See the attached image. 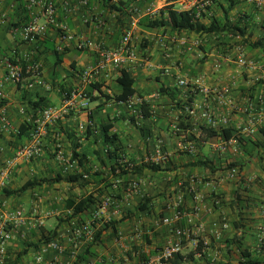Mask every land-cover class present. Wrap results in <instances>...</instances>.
Listing matches in <instances>:
<instances>
[{
    "label": "crops",
    "instance_id": "0c3cea01",
    "mask_svg": "<svg viewBox=\"0 0 264 264\" xmlns=\"http://www.w3.org/2000/svg\"><path fill=\"white\" fill-rule=\"evenodd\" d=\"M5 1L10 3L15 0ZM122 1L128 2L130 8L137 4L144 11L155 8L157 17L168 7L182 11L190 4V0ZM234 1L235 7L242 9L243 23L246 21L250 24L247 37L252 42L264 43V25L261 28L257 27L264 20V12L258 11L244 0ZM229 4L230 1L227 0H216L211 15L206 18L213 17L218 5L220 8H228ZM90 6L94 17L105 12L100 0H90ZM127 8H124L126 13L130 11V8L128 10ZM146 17L149 16L145 15L139 19L132 41L136 60L124 68L135 78L137 95L143 96L150 105L152 118L147 120L137 117L136 113L129 112L123 104L106 101L105 97H102V94L95 89L91 93H86L91 83L85 84L82 72L99 62L96 53L80 52L73 44L62 43L53 27L50 28L45 39L35 45H29L15 40L10 35V26H0V103L3 104L0 110L7 112L15 130L20 129L25 122L32 121L34 113H31L28 108L30 101L46 98L44 103L59 107L68 100L67 93L73 95L77 91L96 98L94 101L87 99L86 95L78 98L69 115L48 128L47 134L42 139L43 150L48 154L55 155L58 147L71 157L74 152L79 153L82 163L78 164L75 173L91 178L92 183L88 187L81 190L65 182L56 183L54 180L57 175L64 174L63 167L57 161L56 155L50 158L44 152L38 159L21 162L5 181V186L0 188V213L23 210L28 216L41 217L45 222L42 228L32 227L24 234L14 235L7 246L8 264H35L41 247L53 232H57L56 240L68 249V252L61 257V261L65 264H74L88 244L80 243V249L78 252L75 251L73 227L62 223L60 220L62 217L56 218L63 212L57 211V205H65L66 200L73 195L91 193L99 195L104 192H106L105 195L100 199L110 196L115 204L111 207L113 209L111 213L108 212L111 209L98 213L99 208L96 212L99 218L95 228L97 231L102 230L106 223L113 221L116 222V232L112 229L103 232L101 241L93 247V252L89 256L90 264H141V259L144 257L154 264H236L233 260L239 256L238 250L228 242L237 233L243 237L244 249H248L254 255L261 254L260 240L264 235V170L260 156L264 158V148H254L252 145L254 142L264 145V118L253 124V118L259 119V110L252 114L250 111H243V108L248 107L250 103L257 108L264 106V50L250 49L247 44H241L243 38L233 37L226 32L200 36L195 33H177L171 30L164 32L162 29L146 31L140 25V21ZM28 20V15L23 8L10 13L11 25L21 26ZM58 21L67 23L72 33L82 35L86 39L103 41L111 49L118 45L122 37V35L116 36L117 19L108 21L107 30L99 29L92 23L85 24L82 14L75 16L62 12ZM132 22L131 16L126 19L122 34ZM202 22L205 23V19ZM139 31L146 32L145 39L139 38L137 34ZM14 49L20 57L27 56L41 63V79L47 87L38 85V79L34 76L25 77L17 84L6 81V60ZM53 49H61L59 51L62 55L61 63ZM241 53L257 62L259 69L251 71L240 67L237 60ZM119 70L120 68L108 65L92 83L103 84L102 91L105 94L112 96L119 94L120 87L117 83V78L120 76ZM182 79L191 82L199 79L202 87L226 90L231 106H222L214 95H203L198 89L179 87L178 82ZM163 86L177 90V101L182 100L184 104L192 98L201 110L209 109L221 127H229L239 132L248 152H244L238 145L228 147L225 152L216 149V145L224 144L219 137L200 143L194 154L179 150L178 142L182 137L173 130L178 114L183 111L184 106H176V102L172 101L167 94L160 93ZM85 104H88L87 109L83 107ZM199 113L198 109L196 115L192 116V124L196 132L200 124H205L199 118ZM90 114L93 116L92 121L89 119ZM129 116L136 117V125L123 119ZM82 124L86 127L90 125L91 133L86 134L87 128L85 132L82 131L80 129ZM109 124H112L110 134L117 135L115 142L104 141L103 127ZM140 127L146 130L147 137L142 135ZM248 127H253L255 132L243 133V130ZM16 133L0 132V147L4 148V152L0 153V171L5 162L14 156L17 149L30 142V134L18 139L14 137ZM117 146L119 147L116 151L117 155L121 159L124 158L123 163L129 162L131 166L146 164L147 158L158 153L172 155L173 165L168 166V170L157 173L150 170L143 171V177L139 179V188L130 190L127 187L124 193V184L130 186L136 180L134 175L125 181L114 179L117 174L113 173V165L117 157H110L107 151H115ZM208 159L214 162L217 169L229 162H244L240 176L248 179L251 184L247 186L248 191L243 192L245 198L243 206H235L232 202V194L237 189V179L223 180L224 176H221L220 171L213 173L211 169L197 165V162ZM40 171L48 176L55 174V177L50 179L43 175L44 178H40L38 175ZM23 176L27 177L26 181L36 178L50 179V182L28 191L19 198L6 196L3 190L20 188L24 183L19 185L17 181ZM208 178L210 181L205 182L204 179ZM173 179L175 183L172 184ZM117 180H120L119 187L122 188V192L114 190ZM109 183L112 184L110 195L105 188ZM171 189H173L172 192ZM60 190L67 191L64 203L57 197V194L62 193ZM192 190L205 197L206 205L201 209L200 216L194 219L193 223L184 218L170 227L161 225V219L173 216L176 209V205H172L171 198L182 197L183 204L178 208L186 215H193L196 204ZM46 191L55 196L51 198L50 207L41 208L42 195ZM216 196L226 203L214 206L213 200ZM146 199L150 200L147 210L141 211L139 204H144ZM240 212L242 218L238 217ZM66 214H68L67 211H65L64 219ZM91 217L92 215L88 214L79 219L87 222L92 219ZM240 219L242 229H233L231 223ZM198 221L204 225V231L201 234H195V224ZM224 222L229 225L226 230L222 228ZM178 227L191 230L193 233L182 239V253L175 261L157 262L161 251L177 240L174 229ZM201 241H209L210 248L199 252L198 243ZM129 253L132 258H128ZM218 257L222 259H217ZM45 259V264H48L51 256Z\"/></svg>",
    "mask_w": 264,
    "mask_h": 264
},
{
    "label": "built area",
    "instance_id": "2783aa9c",
    "mask_svg": "<svg viewBox=\"0 0 264 264\" xmlns=\"http://www.w3.org/2000/svg\"><path fill=\"white\" fill-rule=\"evenodd\" d=\"M248 4L252 5L258 11L264 12V0H244ZM216 0H190L189 6H186L182 11L194 10L196 18H199L201 22L208 16L211 15V10L215 6ZM18 8H23L28 15V21L19 26L16 24L11 25L9 21L10 13L16 11ZM66 15H79L82 14L85 24H95L99 29H106L109 27L108 21H115L117 19L115 13L101 12L98 16H93V10H91L90 0H15L13 2H6L0 0V26H10V35L22 43L35 45L39 41L46 38L49 30L53 27L60 36L62 43L74 45L75 48L80 52H94L99 57V62L88 67L83 71V79L85 84L92 83L97 79L108 65L115 68L128 67L136 60V56L132 49V41L135 35V29L142 16H149L150 18L157 17V11L155 8H150L146 11L140 8L139 5L134 4L130 8V16L132 24L124 31L118 45L114 48H108L105 42L100 40L86 39L82 35L72 33L67 23L59 22L58 18L60 13ZM59 49L58 51H60ZM237 63L240 67L254 71L259 69V64L254 60L248 59L242 53L239 55ZM6 81L11 83H20L25 77L34 76L36 77L37 84L43 87H47V84L41 79L42 65L40 62L33 60L30 57H20L16 49L11 52V56L6 60ZM181 88H191V90H199L203 95L209 96L214 95L222 106L230 107L231 102L227 97L226 90L212 89L202 87L201 80L197 79L194 81H188L182 79L178 82ZM83 92H75L72 97L59 107H49L41 110L38 115L32 119L34 129L30 134L29 144L16 150L14 156L8 159L3 169L0 171V188L5 186V181L9 179L11 174L14 172L16 167L23 161H31L40 158L43 153L42 139L47 134L48 128L54 126L59 121L65 119L70 110L75 106L78 98H83ZM144 99L139 96L131 97L127 102L122 103L125 105L127 110L132 113H136L137 117L140 118L139 112L143 105ZM88 108V104L83 106ZM200 110L199 118L207 125L213 128H220L219 121L214 117L209 109H202L192 102L190 114L195 116L197 110ZM258 118H253L252 123L259 121L264 118V106L258 107L254 104H249L248 107L243 108L245 112L257 111ZM86 126L80 125V129L85 132ZM175 129V128H174ZM0 132L3 133H16L17 130L12 125L11 120L5 110H0ZM255 132L253 127H248L243 130V133L253 134ZM237 145L236 140H230L224 142V144L216 145V149H220L225 152L228 147ZM178 149L182 152L194 154L196 152V144L194 142H178ZM4 152V148L0 147V153ZM235 152L237 149L235 148ZM55 155L57 161L63 167L64 174L74 173L78 167V160H74L73 157L68 156L61 147L56 148ZM167 154L158 153L152 157L146 159V163L161 164L165 163L168 159ZM87 178V176H84ZM238 178V170L234 169L228 171L224 176L223 180H235ZM120 182L116 181L114 189H117ZM140 186V182H133L130 190H136ZM194 194L195 208L193 215L184 214L178 206L183 204V198L179 197L177 200L176 209L173 216H167L161 219V225L173 226L184 218H187L190 223H193L194 219L200 216L201 209L205 207V197L203 194L192 190ZM115 201L111 197H107L103 200L100 207V212H105L112 206ZM214 206L220 205L219 199L213 200ZM95 213L90 221L83 224H79L77 220L71 222L73 227V237L75 251L78 252L80 249L79 244H90L94 241L96 228L92 226L91 221H97L99 214ZM70 214V212H68ZM45 222L41 217H30L23 210H17L13 212L0 213V264H8V244L13 240L15 234H24L27 229L32 227H44ZM223 230L229 228L227 222L222 225ZM175 235L177 240L172 244L165 247L157 258V262L163 263L172 260L176 255L182 253L183 244L182 239L189 237L193 233L191 230L184 228H175ZM204 231V225L198 221L195 224V234H201ZM263 238L260 240V244L263 245ZM261 246V245H260ZM204 250L210 248L209 241H204ZM68 252L67 247L62 244L59 240L46 241L38 256L35 259V264H45L46 257L51 256L48 264H65L61 261V257ZM141 264H154L151 261Z\"/></svg>",
    "mask_w": 264,
    "mask_h": 264
},
{
    "label": "trees",
    "instance_id": "16d2710c",
    "mask_svg": "<svg viewBox=\"0 0 264 264\" xmlns=\"http://www.w3.org/2000/svg\"><path fill=\"white\" fill-rule=\"evenodd\" d=\"M230 1V4L228 8H224V19L223 20H217L214 19L210 24H205L201 22L199 18H196V13L194 10L191 11H176L170 7H168L166 10H162L160 15L156 18H150L146 17L140 21V25L142 28L146 31H156L159 29L164 30V32L171 30L172 32L177 33H195L197 35L203 36V35H218L221 33L226 32L228 35H232L233 37H241L243 38L241 41V44H247L250 49H257L261 48L264 50V43L262 41H256L252 42L249 37H247L248 28L250 26L249 22H246L244 24L241 23V21H233L231 20V12L233 11L236 2L234 0H227ZM100 4L102 9L106 13H115L117 14V22H115V28L116 30V36L122 35L123 27L125 25V21L127 18L130 17V13L124 11V8L128 7L127 10L130 8L128 2L125 1H119V2H113L112 0H100ZM128 5V6H126ZM55 54L58 57V61L61 63L62 58L61 54L58 50L53 49ZM37 61V60H36ZM120 76L117 78V83L120 87V93L116 95H109L105 94L102 91L103 84L100 83H91L89 90H87L86 93H91L94 89L101 93L102 97H105L106 101H114L115 103H125L127 102L131 97L133 96H139L144 99L143 96L137 95V91L135 89V78L131 75V73L125 69L120 68ZM83 74V72H82ZM93 82V81H92ZM160 93L167 94L172 101L176 102V106L181 107L184 106V109L182 112L178 114V118L176 120L175 124V133L180 135L181 141L183 142H194L196 144V148L200 146V143L207 142L209 139H212L214 137H219L223 142H227L230 140H236L237 145L243 149L244 152H248L247 148L245 147L246 144L244 143V140L242 137H240L239 132L234 131L232 128L229 127H220V128H213L212 126H209L207 124H200L199 130L196 132L194 124H192V116L190 114L191 109V103L193 102L192 98L188 99V102H185L182 104V100H178V94L177 90L171 89L168 87H161ZM86 95V94H84ZM67 99H70L72 95L70 93H67L66 95ZM87 99H91V101H94L92 96H87ZM46 98H42L39 101H30L28 102V108L31 110L30 112L34 113V117H36L37 112L41 111L45 108L53 107L49 106L44 103ZM3 106L2 103H0V108ZM140 117L143 119H151V108L149 103L144 99L143 105L139 112ZM90 121H92L93 116L89 115ZM125 121H129L130 123L136 125V117L135 116H129V117H123ZM91 126H87L86 134L91 133ZM32 129H34V124L32 121L25 122L20 129L17 130V133L14 135V137H17L18 139L23 138V136L27 134H31ZM112 129V124L106 125L103 127V138L105 142H115L117 140L116 134H110V130ZM140 131L142 132V135L144 137H147L146 130L143 127H140ZM254 148H264V145H261L257 142H254L252 145ZM119 147L115 149V151L108 150V154L110 157H117V160L115 164L113 165V173H116L117 176L114 179H122L127 180L131 175H134V179L139 182V179L143 177V171L150 170L152 172H160L163 170H168L169 164L166 166L164 163L161 164H154V163H146L140 166H131V164L123 163L124 158H120L119 155H117V150ZM73 159L78 160V164L82 163V158H80L79 153L74 152ZM121 160V162H120ZM260 161L262 162V167L264 170V158L260 156ZM117 165V167L115 166ZM198 166L206 167L208 169H211L213 173H216L218 171L221 172V176H225L228 171L231 170H238V178L236 180L237 183V189L233 192V204L235 206H243L245 203V198L243 196V192H247L248 188L247 186H250L251 182L248 181V179H245L241 175V172L243 171L244 162L243 161H234L229 162L226 165H221L220 168H216L214 165V162L211 160L206 161H199L197 162ZM165 166V167H164ZM50 179H30L26 181L20 188L14 189V190H3L6 196L12 197V198H19L23 196L28 191H31L35 189L38 186L43 185L44 183H49ZM117 180V181H120ZM56 183L58 182H65L70 184L72 187L75 188H86L88 187L92 182L91 178H85L83 174H76L70 173V174H58L57 177L54 180ZM135 181V182H136ZM205 182H209L210 179H204ZM130 185V184H129ZM132 185V184H131ZM131 185L128 186V184H124L123 192L125 193L127 191V187L131 188ZM108 195H110V189L112 188V184H108L106 187ZM116 191L122 192V188L118 186L117 189H114ZM106 192L101 193L99 195L97 194H89V195H73L70 196L66 200L65 204V210L67 212H70V214H66V218H60L62 223L71 225V222L73 220H78L79 224H83L85 222H82L80 219L85 215H92L99 210V208L102 205V202L104 200L100 199L103 195H105ZM118 196V195H117ZM120 196V195H119ZM110 197V196H108ZM107 198V197H106ZM112 198V197H111ZM215 199L220 200V205L226 203L225 201H222V199L219 196L214 197ZM148 202H150L149 199L145 200L144 204H139V209L141 211L147 210ZM238 217L242 218V213L240 212L238 214ZM80 218V219H79ZM92 218V217H91ZM92 226L95 227L96 221H91ZM116 222H108L105 224L104 228L102 230H95V238L94 241L85 247V251L78 256L76 262L74 264H90L91 260L89 259V256L93 252V247L101 241L103 232L112 229L114 232H116ZM231 227L233 229H242L241 219L238 221H233L231 223ZM52 234V233H51ZM264 234V231H263ZM57 237V232H53L50 237H47V242L51 240H55ZM45 241V242H46ZM44 242V243H45ZM230 245L234 246L238 250L239 256L237 257L236 264H264V238H263V245L261 246V254L254 255L253 252L249 251L248 249H244L243 246V237L237 233L232 240L228 242ZM183 244V241H182ZM204 242L201 241L198 243V251L202 252L204 249ZM180 255V254H179ZM128 258L131 257V253L128 254ZM179 257L176 255L172 260L175 261ZM141 263H146L149 261L147 258H142ZM224 264V263H220Z\"/></svg>",
    "mask_w": 264,
    "mask_h": 264
},
{
    "label": "rangeland",
    "instance_id": "374dc122",
    "mask_svg": "<svg viewBox=\"0 0 264 264\" xmlns=\"http://www.w3.org/2000/svg\"><path fill=\"white\" fill-rule=\"evenodd\" d=\"M219 7V8H218ZM218 7H217V10L215 11V13H214V15H213V17H209V18H205V23L206 24H210L214 19H217V20H223L224 19V8H220V6L218 5ZM242 9H240L239 7L237 8V7H235L234 8V10H233V12L231 13V20H233V21H241V23L242 24H244L243 23V18H242V11H241ZM264 25V20H262L261 21V25L260 24H258L257 25V27H260L261 28V26H263ZM137 34L139 35V38L141 39V40H143V39H145V36L147 35L146 34V32H144V31H139V32H137ZM79 92H81V91H79ZM173 132H174V130H173ZM175 133V132H174ZM178 148V147H177ZM44 152H46L45 150H44ZM46 154V156H48V157H50V158H53L55 155L53 154V153H45ZM172 155L170 156L169 155V157H168V159H167V161L164 163V165H168L169 164V166H172L173 165V161H172ZM42 171H40V173L38 174L39 175V177L40 178H44V176L43 175H46L45 177H47V178H50V179H53L54 177H55V174H53L54 176H48V174H46V173H41ZM52 177V178H51ZM177 177V176H176ZM26 180H27V177L26 176H23V177H20L19 179H18V181H17V184H19V185H21L22 183H25L26 182ZM171 182H172V184L173 183H175V181H174V179L173 180H171ZM226 182V181H225ZM170 183V182H169ZM226 184V183H225ZM227 184H228V182H227ZM171 187H173V185H171ZM65 189H66V187H65ZM81 190H82V188H80ZM159 190H161V189H159ZM172 190L173 189H171L170 191L172 192ZM60 192H62L61 194L59 193V194H57L58 196L57 197H59L60 198V200H61V202H65V198H66V196H67V191L66 190H60ZM53 196H55V195H52V194H50V193H48V191H46L43 195H42V198L43 199H41L42 200V203H40V205H41V208L43 207V208H46V207H50V202H52V197ZM172 199V205H177V200H178V197H175V198H171ZM40 201V200H39ZM57 211L58 212H60L61 210L64 212H62L59 216H56V218H59V217H62V218H64V214H65V205H62V206H58L57 205ZM109 209H111V208H109ZM113 211V209H111L110 211L108 210V212H112ZM217 259H222V258H220V257H218ZM237 261V258L235 259V260H233V262L235 263Z\"/></svg>",
    "mask_w": 264,
    "mask_h": 264
}]
</instances>
